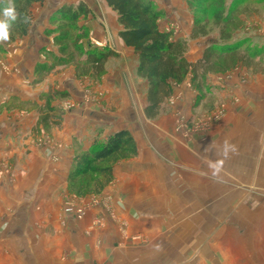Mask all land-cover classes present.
Masks as SVG:
<instances>
[{"label":"crops","instance_id":"obj_1","mask_svg":"<svg viewBox=\"0 0 264 264\" xmlns=\"http://www.w3.org/2000/svg\"><path fill=\"white\" fill-rule=\"evenodd\" d=\"M47 1L54 6L64 2L84 3L90 12H96L106 22L114 40V52L137 56L118 37L117 16L104 0L98 1L99 6L94 5V0H45L32 7L33 21L27 36L23 37L28 38V48L19 64L21 74L29 72L26 58L37 26L45 21L48 23L52 15L47 12L37 19L33 8L45 6ZM152 1L162 12L158 21L160 30L171 31L174 39L186 40V60L190 63L198 61L216 36L190 39L193 22L186 0ZM95 33L97 40L104 39L101 29H95ZM258 57L248 65L238 64L225 72L208 73L202 91H196L192 86L191 74L183 82L173 83L172 95L164 101L162 113L153 122L144 115L146 99L138 112L131 113L126 103L121 106L119 114L129 112L131 120H145L138 125L134 123L132 127L120 126L111 132L128 130L136 141L137 155L115 164L113 180L99 197L82 200L87 207L83 219L74 218L70 211L63 212L58 203L51 209L48 204H40L38 209L45 214L37 219L29 203L34 194L22 187L11 190L15 196L28 198L12 200L13 212L24 208L28 216L21 223L16 218L12 220L17 231L20 229L22 232L10 235L22 244V258H39L36 253L45 248V258L52 259L45 264H120L118 253L108 249L106 242L110 234L116 235L117 224L122 223L128 233L150 230V233L158 235L165 231L167 238L174 236L175 226H181L183 235H187L185 242L191 243V235H194L206 247L213 244L212 253L208 255L213 254L219 264H264V64L260 66ZM134 63L132 67L136 68L137 60ZM125 68L115 72L108 70L109 75H105L108 89L125 95V86H130L136 93L134 76L130 72L126 74ZM144 88L146 98V81ZM215 112H220V115L214 117ZM185 121L190 125L200 122L199 127L190 130ZM63 126L58 133L60 151L57 166L51 169L53 177L61 178L59 189L62 190L71 163L70 137L74 135L73 131H78L68 124ZM225 140L235 144L238 151L214 169L210 161L223 159L220 149ZM80 141L84 150L92 143L88 138ZM208 147L210 150L205 151ZM41 189L38 194L47 191L44 186ZM97 219L103 224L101 230L92 229ZM38 224L42 225L38 233L43 234L37 237L36 232L29 230V225L32 228ZM53 229L60 231V237L51 236ZM86 230L90 233L85 239ZM44 232L51 234L48 236ZM114 239L110 243L116 247ZM55 240L61 243V254L48 257L49 250L41 243ZM97 241L101 245L100 250L93 248L92 244ZM131 254L126 255L127 264H142L141 252L136 254L132 263L127 261L132 258ZM11 255H14L13 251H10V258Z\"/></svg>","mask_w":264,"mask_h":264},{"label":"rangeland","instance_id":"obj_2","mask_svg":"<svg viewBox=\"0 0 264 264\" xmlns=\"http://www.w3.org/2000/svg\"><path fill=\"white\" fill-rule=\"evenodd\" d=\"M98 1L94 0V5L99 6ZM249 1L250 5L247 8L240 7L239 9V14H237L239 22L234 21L231 26H228L227 30L231 31V40L247 39V41L244 39L245 41L242 42V48L248 47L251 51L260 52L258 58L260 66H262L264 64V0ZM231 2L232 0H226V6L230 5ZM58 4L59 7L47 1L45 6L33 8V13L38 19L47 12H50V15L55 13L67 3ZM55 7H58L57 10L54 9ZM189 14L193 22V16L190 11ZM36 18L34 21H36ZM210 25L211 23H209ZM79 26L86 29L90 44L114 51V40H112L110 30L106 26L104 19L96 12L92 13L91 11L87 19H81ZM43 27L49 28L50 25L45 21L43 25L39 24L37 26L31 48L28 49L29 53L25 64L29 71L28 74H21L19 70L24 51L28 48V38H18L14 43L4 45L2 47L3 51H0V264H40V262L45 264L49 261V259L45 258V248L41 252L36 253L37 256H41L39 258H32V260L22 258V244L18 242L19 240L10 237L12 234H22L20 229L17 231L18 229L13 225L12 220L16 218V221L20 220L19 223H21L22 219L28 218L24 208L15 212L12 210V200L14 198H28L24 195L15 196L11 190L22 187L27 188L29 192L34 194L29 203L31 211L36 214L37 219L45 214L44 211H39L40 204H48V208L51 209V207L55 208L57 203L58 208L63 212H67L70 208L83 210L82 215L71 212L74 218L83 219L86 215L87 207L82 200L97 198L102 192L78 197L68 190L67 176L72 169L73 157L78 152L79 147L85 151L80 140L82 138H88L91 142L96 138L105 140L108 133L113 132L114 129L120 126L132 127L134 123L138 125L143 121L145 122V120H131L129 112L123 113V115L119 114L122 109L121 106L125 103L130 106L131 111H129L131 113L141 111L144 105L145 81L136 76L135 67H132L135 64V60H137V56L133 57V55L124 53L120 55L119 53L117 57L110 58L105 65V73L99 80L86 77L76 78L73 67H56L41 82L34 83L35 66L46 61V54L43 50H54L53 38L44 33L47 28L43 30ZM95 29H101L104 32L105 37L103 40H97ZM212 36L219 37L217 29L213 28L207 35V37ZM119 68H125L127 70L124 71L125 73L130 72L134 76L135 86L137 85L136 93L130 89V86H125V95L120 94L118 90L108 89L105 75L108 74V70L115 72ZM259 68L261 69V67ZM46 104L61 115L60 124L55 126L52 124V119L48 129L38 125L39 115H44L48 111V109L41 110ZM215 113L213 114L214 117L220 115V112ZM106 118L110 119L107 120ZM156 119L158 117L153 120H147L153 122ZM195 123L190 125V122L185 121V125L190 130H197L200 122ZM67 124L79 132L73 131L74 135L72 134L70 137L69 156L71 163L68 166V174L65 178V188L62 190L59 189L62 186L61 178L53 177L51 169L54 170L55 166H57L56 162H58V153L60 151L57 144L58 133L63 130V125ZM81 132L87 134L83 135ZM42 186L46 187L47 191H43L44 194H38L39 190H42ZM16 221H14L15 224ZM95 222L92 224V229L101 230L103 224L98 219ZM121 224H117L116 235L110 234L108 242H106L108 249L118 253L119 259L117 260L120 264H127L126 255L129 252L132 253L130 255L132 258L127 259V261L131 260V263L135 261L134 257L139 252H141L142 264H152V262L153 264L220 263L219 260H215L213 254L208 255L212 253L211 247L213 244H209L206 247L205 244H200L194 235H191V243L185 242L187 235H183L181 226H175L174 236L169 235L168 239L165 231H162V233L160 231L158 235L150 233V230L145 233L132 230V232L128 233L126 226ZM29 227V230L36 232L37 237L43 234V232L38 233V229L42 227L41 224L32 228L29 225ZM54 230L52 234L47 233L49 234L48 236L51 234V236L53 235L56 238L60 237V231ZM88 232L90 233L88 230L84 232L85 239ZM113 239L116 247L110 243ZM55 241L41 243L43 247L46 246L49 250L50 255L46 254L48 257L53 256V254H56L55 256L61 254V243L58 240ZM92 245L95 250H100L101 248L98 241ZM188 247L190 250H188ZM10 251L14 252V255H11L12 258H10Z\"/></svg>","mask_w":264,"mask_h":264},{"label":"trees","instance_id":"obj_3","mask_svg":"<svg viewBox=\"0 0 264 264\" xmlns=\"http://www.w3.org/2000/svg\"><path fill=\"white\" fill-rule=\"evenodd\" d=\"M104 1L117 16L120 27L118 37L137 55L136 76L147 84L144 114L148 120L160 116L164 101L172 95L173 83L183 82L188 74H191L194 89L202 91L208 73L225 72L238 64L248 65L260 55L259 51L242 48V42L247 39L231 40V31L227 30L234 21L239 22V9L247 8L250 5L249 0H232L228 6L226 0H186L193 16L190 39L205 37L213 28L219 34L195 63H190L185 58L188 50L186 40L174 39L171 31L160 30L158 21L162 12L152 0ZM7 2L8 0H0V10ZM12 2L19 14L31 18V23L24 24L18 20L13 26L10 41L0 44V51H3L4 45L27 36L33 21L32 7L44 3L45 0ZM89 14L88 7L79 2L65 4L50 16V27L44 33L52 36L54 50H43L46 61L35 66L34 83L41 82L56 67H73L76 78L99 80L105 73L107 61L117 57V54L108 48L90 44L86 29L79 26V21ZM42 109L48 111L39 115L38 125L48 129L52 119L55 126L60 124L61 115L55 109L47 104ZM77 151L67 176V184L72 194L84 197L101 193L113 180L115 164L134 158L137 155V145L132 134L121 129L105 140L94 139L88 150L83 151L79 147Z\"/></svg>","mask_w":264,"mask_h":264},{"label":"clouds","instance_id":"obj_4","mask_svg":"<svg viewBox=\"0 0 264 264\" xmlns=\"http://www.w3.org/2000/svg\"><path fill=\"white\" fill-rule=\"evenodd\" d=\"M18 20L19 22L24 24L31 23V18L19 14L12 0H8L7 5L3 7L2 10H0V44H7L10 41L13 26ZM209 150L210 147L205 149V151ZM237 151L238 147L235 144L231 143L228 140H225L220 149V155L223 157V159L210 161V166L214 169L217 165L222 166L224 160H227L230 155L235 154Z\"/></svg>","mask_w":264,"mask_h":264},{"label":"built area","instance_id":"obj_5","mask_svg":"<svg viewBox=\"0 0 264 264\" xmlns=\"http://www.w3.org/2000/svg\"><path fill=\"white\" fill-rule=\"evenodd\" d=\"M68 211L73 212L74 214H77V215L83 214V210L81 209L73 210L72 208H70Z\"/></svg>","mask_w":264,"mask_h":264}]
</instances>
